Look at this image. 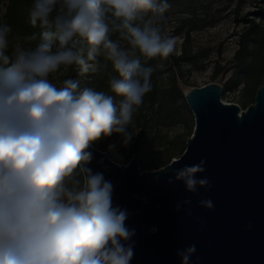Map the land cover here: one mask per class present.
<instances>
[{
	"label": "clouds",
	"instance_id": "1",
	"mask_svg": "<svg viewBox=\"0 0 264 264\" xmlns=\"http://www.w3.org/2000/svg\"><path fill=\"white\" fill-rule=\"evenodd\" d=\"M169 0H31L38 35L0 19V264H131L129 213L89 166L94 149L122 165L134 113L152 89L146 61L176 48L163 34ZM116 39H113V36ZM143 57V60H142ZM102 72L107 90L71 76ZM204 161L173 171L185 190L210 187ZM189 204L190 201L185 200ZM212 209L211 199L199 201ZM195 245L178 252L191 264Z\"/></svg>",
	"mask_w": 264,
	"mask_h": 264
},
{
	"label": "water",
	"instance_id": "2",
	"mask_svg": "<svg viewBox=\"0 0 264 264\" xmlns=\"http://www.w3.org/2000/svg\"><path fill=\"white\" fill-rule=\"evenodd\" d=\"M223 92L211 82L185 93L194 132L161 168L143 169L136 154L117 166L105 150H93L89 166L111 181L113 204L127 210L135 230L131 264H181L178 252L191 245V264H264V85L245 109L225 102ZM201 161L198 178L210 187L189 193L172 173ZM206 199L212 209L200 206Z\"/></svg>",
	"mask_w": 264,
	"mask_h": 264
},
{
	"label": "trees",
	"instance_id": "3",
	"mask_svg": "<svg viewBox=\"0 0 264 264\" xmlns=\"http://www.w3.org/2000/svg\"><path fill=\"white\" fill-rule=\"evenodd\" d=\"M246 1L236 0L232 5L235 19L239 20L240 12ZM255 3V8L246 13V23L238 35L239 46L235 52V71L230 83L233 86H237L243 80L248 82L249 86L258 87L259 89L263 84L264 76V0H256ZM30 6L31 0H0V19L10 24L13 29H21L24 36L33 33L38 35L43 29L39 24L33 27L29 23ZM197 28L195 19L193 17L187 18L181 23L180 27L183 31L180 52L178 54L173 53L166 60L158 56L146 61V66H150L153 69L151 77L152 89L145 95L143 104L134 113L133 124L136 129H139V132L134 139L132 149L126 155L127 162L131 160L136 152L144 153L148 148L151 149L158 145L156 143L157 130L155 121L161 120L163 125L184 121L182 109L187 107L188 103L186 100L182 103L180 102L184 93L178 84V77L185 62L195 63L199 60L200 53L195 51L191 44L192 33ZM113 39H116L115 35ZM76 70L75 67L69 69L66 77L71 76L74 79ZM166 73L168 75H165ZM166 76H168L169 83L162 85ZM84 86H91L97 90L106 91L108 87L107 76L102 72L85 74V80L81 83V87ZM224 89H226V86H224ZM252 91L247 93L246 108L253 101L255 102L256 95L253 98ZM193 132L194 128H190L188 138ZM113 139L117 140L119 137L110 138V140ZM108 143L110 141H107L101 149L105 150ZM173 149L170 148L164 154V157L156 159L152 165L157 168L163 161H166L164 166L170 163L174 156ZM140 165L143 169H150L148 163H140Z\"/></svg>",
	"mask_w": 264,
	"mask_h": 264
},
{
	"label": "rangeland",
	"instance_id": "4",
	"mask_svg": "<svg viewBox=\"0 0 264 264\" xmlns=\"http://www.w3.org/2000/svg\"><path fill=\"white\" fill-rule=\"evenodd\" d=\"M256 0H247L240 12L239 20L234 18L232 12L233 4L236 0H169L172 7L165 14L167 19L163 23V34L174 37L176 48L174 53L178 54L183 40V31L180 29L181 23L187 18L193 17L197 24V29L192 33V47L200 53L199 60L195 63L185 62L182 72L179 73L178 84L184 95L180 102L186 100L185 93L193 87L206 85L211 82L220 83L226 86L222 98L228 103H237L243 109L246 108L245 102L247 93L253 90V98L257 93L258 87L253 88L246 81H241L237 86L230 83V79L235 71L236 64L235 52L238 49V35L245 25L246 13L255 8ZM12 36L23 37L21 29H13ZM168 58V57H167ZM167 58H164L166 60ZM74 79L81 83L85 80V75H80L76 70ZM66 73L60 76L66 78ZM165 75H168L167 73ZM169 83L168 76L165 77L162 85ZM264 85V76L262 80ZM250 87V88H249ZM254 100V99H253ZM254 103V101L252 102ZM184 121L173 124L163 125L161 120L155 121L156 124V143L154 148H148L144 153L136 152L140 163H148L150 169H156L152 163L170 149L174 148L173 159L178 158L187 145L188 131L195 126V116L189 106L183 107ZM130 130L134 135H138L139 129L130 125ZM134 137V139L136 138ZM119 139L108 140L110 143L117 142ZM134 142V140H133ZM121 148L117 144L119 154L123 158L122 164H127L126 155L132 149V145ZM107 141L98 147L102 148ZM115 160V157L110 154ZM163 161L157 168L164 166ZM149 169V170H150Z\"/></svg>",
	"mask_w": 264,
	"mask_h": 264
}]
</instances>
